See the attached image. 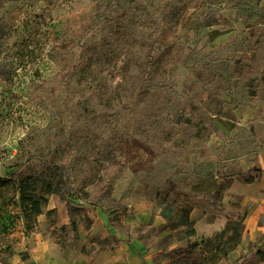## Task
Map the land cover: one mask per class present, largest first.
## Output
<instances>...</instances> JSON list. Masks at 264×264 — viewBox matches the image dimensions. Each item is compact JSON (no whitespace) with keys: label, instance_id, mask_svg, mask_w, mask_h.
<instances>
[{"label":"rangeland","instance_id":"1","mask_svg":"<svg viewBox=\"0 0 264 264\" xmlns=\"http://www.w3.org/2000/svg\"><path fill=\"white\" fill-rule=\"evenodd\" d=\"M254 166L264 170V0H0V177L58 191L27 220L3 203L18 198L11 184L0 188L3 264L15 250L31 264L32 236L111 264L114 230L167 264L187 244L155 207L168 182L203 198L225 186L221 214H190L188 240L205 255L245 212L234 174ZM72 219L79 241L63 247Z\"/></svg>","mask_w":264,"mask_h":264},{"label":"trees","instance_id":"2","mask_svg":"<svg viewBox=\"0 0 264 264\" xmlns=\"http://www.w3.org/2000/svg\"><path fill=\"white\" fill-rule=\"evenodd\" d=\"M54 43L58 47L61 46L57 39H54ZM136 84L135 94L139 92L142 86L141 77L137 79ZM262 172L261 167L254 166L247 171L240 170L234 175L241 178L242 182L246 184H253ZM8 184H11L14 192L18 193V198L14 200V197H10L8 201L3 200L4 205L14 201L20 207L22 216L27 220L38 216L42 212L43 207L48 203L47 195L58 192L57 187L52 186L50 182L40 181L35 176L28 174L9 178L0 177V188ZM223 190H225V186L217 189L212 196L203 198L180 189L175 183L168 182L166 188L155 194V207L159 210L164 220L162 227L175 231L178 237L187 239V244L184 246L183 251L179 253L181 256L167 264H227L228 253L241 241L240 237L244 226L242 221L246 212L241 215L238 222L229 217L227 227L216 234L213 240L206 241L205 255L197 249L198 245L196 243L188 240L196 233L193 221L190 219L191 211L201 208L209 214H221L217 203ZM0 197L4 198L2 193H0ZM58 230L62 235L67 232L73 233L71 240L67 243L56 241L63 247L74 246L73 243L78 241V229L75 220L72 219L68 225H63ZM260 239L261 246L256 247L250 259H244L241 264H245V262L247 264H258L260 261H264V237H260ZM80 250L87 256H92V253L87 250L85 245Z\"/></svg>","mask_w":264,"mask_h":264},{"label":"crops","instance_id":"3","mask_svg":"<svg viewBox=\"0 0 264 264\" xmlns=\"http://www.w3.org/2000/svg\"><path fill=\"white\" fill-rule=\"evenodd\" d=\"M245 187L247 191L241 198V204L246 212L242 221L244 226L240 243L228 253L227 258L230 264H241L244 259L249 260L252 255L249 246L252 245L255 250L256 247L261 246L260 237H264V172L258 176L253 184L245 183ZM100 215L102 214L100 213ZM131 217L126 215V217L120 218L118 225L114 227L128 225L132 221ZM112 232L122 239V242L113 251L111 264H152L151 256L148 255L144 246H140V243L135 240V234L124 236L118 230ZM26 244L29 245L31 264H39L43 260L47 261L48 264H62L65 262L66 264H88V258L85 254L71 249L64 251L63 254L58 251V254L54 255L57 246L54 247L44 240L38 241L37 236L29 238ZM40 252L44 253L43 256L40 255ZM18 253L19 250H15V253H12L11 256H7L5 264H25L24 261L20 260ZM0 264L3 263L0 262ZM258 264H264V261H260Z\"/></svg>","mask_w":264,"mask_h":264},{"label":"bare ground","instance_id":"4","mask_svg":"<svg viewBox=\"0 0 264 264\" xmlns=\"http://www.w3.org/2000/svg\"><path fill=\"white\" fill-rule=\"evenodd\" d=\"M58 251H59V250H58V248L56 247V248H55L54 255H55V254H58Z\"/></svg>","mask_w":264,"mask_h":264}]
</instances>
